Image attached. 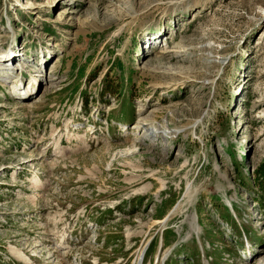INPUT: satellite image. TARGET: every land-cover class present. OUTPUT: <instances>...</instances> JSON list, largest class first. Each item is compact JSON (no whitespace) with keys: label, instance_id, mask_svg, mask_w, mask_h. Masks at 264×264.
Masks as SVG:
<instances>
[{"label":"rangeland","instance_id":"374dc122","mask_svg":"<svg viewBox=\"0 0 264 264\" xmlns=\"http://www.w3.org/2000/svg\"><path fill=\"white\" fill-rule=\"evenodd\" d=\"M3 41L44 80L0 76V264H264V0H0Z\"/></svg>","mask_w":264,"mask_h":264},{"label":"bare ground","instance_id":"6f19581e","mask_svg":"<svg viewBox=\"0 0 264 264\" xmlns=\"http://www.w3.org/2000/svg\"><path fill=\"white\" fill-rule=\"evenodd\" d=\"M72 12H74V10H72ZM11 43L13 44L14 43V40H12L11 39ZM11 43L10 44H8V45H11ZM6 44V42L5 41H3V42H1L0 43V46H3V45H5ZM17 54H19L18 52H16V51H13L12 50V52H10V51H0V76L1 77H3V78H6L7 80H8V78H11V76L13 75V74H16V77H18V78H14V80H11V82L14 84V82H16L17 83V85H15V86H12L11 88H13V90L15 91V92H17L18 94H22V95H24V96H28V97H30L31 95H33V93H34V89L37 87L38 88V85H40V83H42V81L44 80L43 78H42V74L41 73H34V70H33V72L32 73H34V74H32L31 73V77H30V81H29V83L27 84V86L25 85V86H23V87H21V85H20V79H19V75L21 74V72H23L24 70H25V67H23V64L22 65H20L19 64V66H18V68L17 67H14V68H12V67H10V64H9V62L11 61V62H14L15 60H16V58H15V56L17 55ZM185 56V54L184 53H182V52H179V53H177L176 51L175 52H173V53H171V54H169V56L167 57V59H169V61H170V59H172V58H182L181 56ZM154 56H157V57H159V55H157L156 53L154 54ZM15 58V59H14ZM162 59V58H161ZM158 60V59H157ZM165 60V59H164ZM160 61V60H159ZM163 63H165V61L164 62H159V64L158 65H152L151 67L149 66V62H146L145 64H146V66L148 67V68H151V69H153V70H156V69H161V70H163V71H165V72H177V68L176 67H174V66H172V65H169V66H166L165 64H163ZM16 66V65H15ZM30 67H35L37 70H35V71H38L39 69H40V67H37V66H33V65H30L29 66V68ZM153 67V68H152ZM40 72V71H39ZM54 73H55V71L54 70H51L50 71V74H51V76H49V77H46V75H45V80L46 79H50L49 80V82H50V84L48 85V86H45V89H44V93L43 94H45V93H48V92H51V91H55V90H57V87H58V81H52L53 79H55V78H53V76L52 75H54ZM13 77V76H12ZM22 83V82H21ZM0 84L2 85V86H4V87H9V84H8V82L6 81V80H1L0 79ZM36 88V89H37ZM42 97V96H41ZM145 106H142L140 109H139V114H138V124L136 125V126H140L141 125V128L142 127H144V126H147V127H149V129H150V127L151 126H154L155 128H156V123H155V120L153 119V114H151V115H145L146 114V111H147V109L146 108H144ZM156 131H159V133L161 134V136L163 135V136H166V135H168L167 134V130H166V128H163V130H157V128H156ZM155 131H152V134L153 135H155ZM194 222V221H193ZM192 222V223H193ZM196 229V226H194V225H192V228H191V230L194 232V230Z\"/></svg>","mask_w":264,"mask_h":264},{"label":"trees","instance_id":"16d2710c","mask_svg":"<svg viewBox=\"0 0 264 264\" xmlns=\"http://www.w3.org/2000/svg\"><path fill=\"white\" fill-rule=\"evenodd\" d=\"M257 180H260V178H258Z\"/></svg>","mask_w":264,"mask_h":264}]
</instances>
